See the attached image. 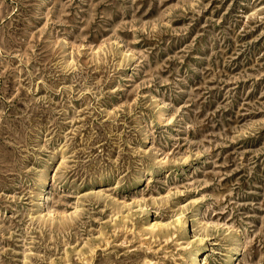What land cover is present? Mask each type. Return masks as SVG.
<instances>
[{
	"label": "rangeland",
	"instance_id": "rangeland-1",
	"mask_svg": "<svg viewBox=\"0 0 264 264\" xmlns=\"http://www.w3.org/2000/svg\"><path fill=\"white\" fill-rule=\"evenodd\" d=\"M200 247L264 264V0H0V264Z\"/></svg>",
	"mask_w": 264,
	"mask_h": 264
},
{
	"label": "bare ground",
	"instance_id": "bare-ground-1",
	"mask_svg": "<svg viewBox=\"0 0 264 264\" xmlns=\"http://www.w3.org/2000/svg\"><path fill=\"white\" fill-rule=\"evenodd\" d=\"M150 170V169H149ZM152 171V170H151ZM141 178H139L138 182L141 181ZM44 180V187H43V193L41 195V204L45 205L49 200H50V195H49V185H48V179H47V174L43 177ZM42 210V209H41ZM44 211V210H43ZM42 213V212H41ZM44 215V214H43ZM156 225V224H155ZM154 226V223H153ZM152 226V227H153ZM158 227V226H157ZM155 228V227H154ZM197 253L196 255H194V259H193V263L192 264H202V259L200 258V255L203 254L205 252V248L204 247H200L198 249L195 250ZM240 253V248L237 247L235 252L233 253L231 259H230V263L233 264L235 262V260L237 259L238 254ZM192 261V260H191Z\"/></svg>",
	"mask_w": 264,
	"mask_h": 264
}]
</instances>
